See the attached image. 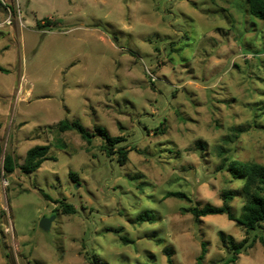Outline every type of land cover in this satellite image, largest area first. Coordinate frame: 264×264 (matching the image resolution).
<instances>
[{"label":"rangeland","instance_id":"374dc122","mask_svg":"<svg viewBox=\"0 0 264 264\" xmlns=\"http://www.w3.org/2000/svg\"><path fill=\"white\" fill-rule=\"evenodd\" d=\"M0 69V169L49 147L35 172L1 171L0 264H166L165 248L198 264L202 242L201 264H264L257 241L226 263L219 232L244 227L185 211L231 190L238 217L243 181L222 164L264 165V20L247 0H0ZM62 119L121 141L107 154Z\"/></svg>","mask_w":264,"mask_h":264},{"label":"trees","instance_id":"16d2710c","mask_svg":"<svg viewBox=\"0 0 264 264\" xmlns=\"http://www.w3.org/2000/svg\"><path fill=\"white\" fill-rule=\"evenodd\" d=\"M249 12L252 16L259 20H264V0H247ZM51 22L44 19L43 25L37 23L39 28L49 27ZM2 71V69H0ZM57 129L60 132L75 131L82 140L89 143L92 137H100L105 142V150L107 154L113 153V149L121 139L111 137L104 128L95 127L92 131L83 127L78 121H69L62 119L57 124ZM2 144L0 142V157L2 154ZM49 147L47 145L34 146L27 150L23 163L18 165L12 155L5 154L0 169L3 175L11 174L15 169H18L22 174L28 175L39 169L44 160L47 159ZM117 162L123 164L126 160V153L122 149H118ZM222 167L230 175L232 179H239L243 181L240 189V195L243 198V205L238 217H235L231 211V200L235 193L231 190H223L220 194L221 204L214 206L210 204L199 205L194 204L192 207L185 210L195 221L206 216L224 215L228 221H235L245 229L246 237L236 242L231 236L219 232L218 240L221 246L227 252L226 263H235L238 256L251 248L257 241L264 247V235H262V224H264V165L253 162H241L237 160H229L222 164ZM221 169V168H220ZM72 176L71 173H69ZM168 197H174L179 200L190 201L189 198L180 192L167 193ZM68 211H72L68 208ZM139 222L147 221L152 223L154 221L153 215L144 212L138 217ZM124 242L126 240L122 239ZM201 251L197 257V263L201 264L205 253V243H201ZM166 264H173L171 253L169 249L163 250ZM91 264H101L93 255L90 260ZM225 264V263H224Z\"/></svg>","mask_w":264,"mask_h":264},{"label":"water","instance_id":"95a60500","mask_svg":"<svg viewBox=\"0 0 264 264\" xmlns=\"http://www.w3.org/2000/svg\"><path fill=\"white\" fill-rule=\"evenodd\" d=\"M3 161V160H2ZM53 217L50 218H43L39 221V228H41L43 231H47L49 228L50 221L52 220Z\"/></svg>","mask_w":264,"mask_h":264},{"label":"built area","instance_id":"2783aa9c","mask_svg":"<svg viewBox=\"0 0 264 264\" xmlns=\"http://www.w3.org/2000/svg\"><path fill=\"white\" fill-rule=\"evenodd\" d=\"M10 22V19L7 17V19L5 21H3V23L8 24Z\"/></svg>","mask_w":264,"mask_h":264}]
</instances>
